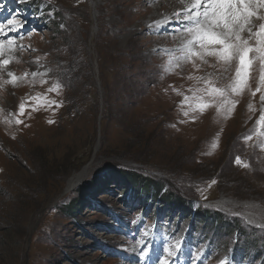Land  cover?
Here are the masks:
<instances>
[{
	"label": "rangeland",
	"instance_id": "obj_1",
	"mask_svg": "<svg viewBox=\"0 0 264 264\" xmlns=\"http://www.w3.org/2000/svg\"><path fill=\"white\" fill-rule=\"evenodd\" d=\"M45 1L38 15L0 0V21L11 13L25 22L13 34L23 48L4 57H13L7 70L29 73L13 85L0 72V264H159L176 244L169 264H264V137L254 130L264 111L260 62L228 97L229 115L197 78L213 73L224 87L235 63L226 73L190 62L164 71L171 54L159 49L178 46L181 26L171 21L157 33L148 28L155 20L142 18L156 2L167 10L165 0ZM186 96L209 106L194 112ZM118 169L237 220L243 234L198 236L148 192L127 198Z\"/></svg>",
	"mask_w": 264,
	"mask_h": 264
},
{
	"label": "snow or ice",
	"instance_id": "obj_2",
	"mask_svg": "<svg viewBox=\"0 0 264 264\" xmlns=\"http://www.w3.org/2000/svg\"><path fill=\"white\" fill-rule=\"evenodd\" d=\"M180 2L184 5L182 10L167 15L162 22L156 21L148 25L150 31L157 33L171 21L181 26L174 30L177 36L173 38H178V46L173 49H159L171 54L164 71H171L183 63L190 62L196 69H200L203 65L215 69L219 65L226 73L235 63V75L224 87L216 86V81L211 79L213 73H208V78H197L205 85L199 91L208 98L222 100L224 111L230 115L235 104L228 97L244 90L247 86L248 69L252 63L258 60L261 75L256 90L261 92V103L264 104V14H261V10L264 9V0H180ZM24 26L25 22L17 19L11 13L6 23L0 21V37H2L0 38V72L6 74L8 77L6 82L13 85L23 80L29 73H25L21 77L16 76L15 73L7 70V66L13 62V57L11 55L8 58L4 57L6 53H14L18 47L23 48V45L16 44L13 34H18ZM209 58L213 59L215 63L209 65ZM46 74V72L39 71L30 73L33 77ZM184 99L196 100L194 106L189 104V108L194 112L202 113L209 106L202 102L203 97L189 98L186 96ZM19 108L22 114L24 104L21 103ZM249 109H252L251 104ZM217 110L219 112L220 108ZM185 115L188 113L185 112ZM19 122L17 121V123ZM254 130L258 138L264 137V111L256 120ZM251 138V135L244 137L245 140ZM213 147H215V143ZM260 147L264 148V144H261ZM236 162L241 163L239 157L236 158ZM243 166L247 167L246 164ZM138 243L143 244L145 241L141 239ZM179 247V244L165 247L163 249L165 255L158 257L159 264H169L168 257L175 256ZM146 253V248L141 249L142 256Z\"/></svg>",
	"mask_w": 264,
	"mask_h": 264
},
{
	"label": "trees",
	"instance_id": "obj_3",
	"mask_svg": "<svg viewBox=\"0 0 264 264\" xmlns=\"http://www.w3.org/2000/svg\"><path fill=\"white\" fill-rule=\"evenodd\" d=\"M19 2L22 4V6H20L21 9L23 7L26 10H31L35 14L39 15L40 13L46 11L47 6L45 2L47 1L45 0H19ZM54 16H56V14H54ZM113 173H115L117 176L119 175V180H121V182L123 183L124 188L127 189V198L129 197V192H131L130 190H133V193L135 195H138L139 192L142 191L148 192L150 195L154 196L156 200H159L158 203L160 202V200L163 201L164 204L163 206H161L163 210V212H161L162 214H166L165 212L169 213V216H171L172 214H175V216L181 214V216L186 218V220L189 219L190 229L193 230V233H197L199 236L217 237L219 234L224 235L231 231L232 233H236L237 230L240 235L243 234V226L240 225L237 220H230L226 222L223 219V214L219 211H202L200 209H197L196 207H194V204L190 200H187L183 197L180 198L181 196L176 195L174 190L169 189L170 187L166 188V185L161 181H158L142 173L140 174L137 172H131L122 169H118ZM136 190L138 191V194H136ZM142 200L143 197L141 198V201ZM149 202L151 201H146L147 205L150 204ZM194 215L198 218L199 222L203 223V228H200L199 230L194 228L193 222L191 221L192 216ZM177 225L178 223L175 225V227ZM233 251L244 252L242 249L239 250V248L236 246L233 247Z\"/></svg>",
	"mask_w": 264,
	"mask_h": 264
},
{
	"label": "bare ground",
	"instance_id": "obj_4",
	"mask_svg": "<svg viewBox=\"0 0 264 264\" xmlns=\"http://www.w3.org/2000/svg\"><path fill=\"white\" fill-rule=\"evenodd\" d=\"M164 3H167L165 4L166 5H169L168 9L167 10H162V7L160 5L159 2H156V3H153L152 5H150L148 8H149V11L145 12L144 13V17L142 18L143 20L144 19H148V21H152V20H155L154 22L156 21H163L165 19V17L167 15H169L170 13H174L175 11H178V10H182L183 8V4L180 2V0H165L163 1ZM163 6V5H162ZM264 12V9L261 10V12ZM262 12V13H263ZM264 14V13H263ZM158 19V20H157ZM153 23V22H152ZM167 39V38H166ZM161 40L159 39L158 42L156 43L157 45L161 44L160 42ZM13 55V54H12ZM15 56V55H13ZM6 57V56H5ZM16 61V60H15ZM11 67V66H10ZM9 67V68H10ZM8 69V68H7Z\"/></svg>",
	"mask_w": 264,
	"mask_h": 264
}]
</instances>
